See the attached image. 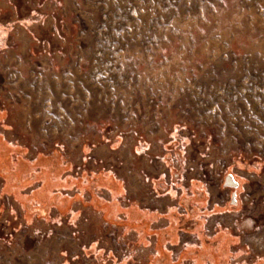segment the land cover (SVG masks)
<instances>
[{
  "label": "rangeland",
  "instance_id": "374dc122",
  "mask_svg": "<svg viewBox=\"0 0 264 264\" xmlns=\"http://www.w3.org/2000/svg\"><path fill=\"white\" fill-rule=\"evenodd\" d=\"M0 264H264V0H0Z\"/></svg>",
  "mask_w": 264,
  "mask_h": 264
},
{
  "label": "bare ground",
  "instance_id": "6f19581e",
  "mask_svg": "<svg viewBox=\"0 0 264 264\" xmlns=\"http://www.w3.org/2000/svg\"><path fill=\"white\" fill-rule=\"evenodd\" d=\"M229 181L227 180V186L231 187V188H237L238 184H236V181L233 179V177L231 175H229ZM234 200L236 201V194H235V198Z\"/></svg>",
  "mask_w": 264,
  "mask_h": 264
},
{
  "label": "built area",
  "instance_id": "2783aa9c",
  "mask_svg": "<svg viewBox=\"0 0 264 264\" xmlns=\"http://www.w3.org/2000/svg\"><path fill=\"white\" fill-rule=\"evenodd\" d=\"M227 183H228V182H226L225 185H226ZM236 184H238V182H236ZM236 197H237V196H236ZM234 198H235V196H234V193H233V195H232V197H231L232 201L234 200ZM232 201H231V202H232Z\"/></svg>",
  "mask_w": 264,
  "mask_h": 264
},
{
  "label": "crops",
  "instance_id": "0c3cea01",
  "mask_svg": "<svg viewBox=\"0 0 264 264\" xmlns=\"http://www.w3.org/2000/svg\"><path fill=\"white\" fill-rule=\"evenodd\" d=\"M238 187H239V184H238ZM238 187H237V188H238ZM230 188H231V187H230ZM236 202H237V200H236Z\"/></svg>",
  "mask_w": 264,
  "mask_h": 264
},
{
  "label": "snow or ice",
  "instance_id": "6c2138e0",
  "mask_svg": "<svg viewBox=\"0 0 264 264\" xmlns=\"http://www.w3.org/2000/svg\"><path fill=\"white\" fill-rule=\"evenodd\" d=\"M234 179V178H233Z\"/></svg>",
  "mask_w": 264,
  "mask_h": 264
}]
</instances>
